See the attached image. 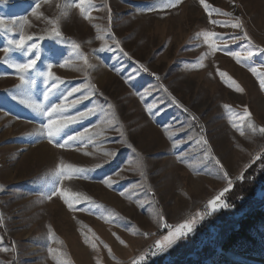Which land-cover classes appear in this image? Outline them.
Listing matches in <instances>:
<instances>
[{"label": "rangeland", "instance_id": "obj_1", "mask_svg": "<svg viewBox=\"0 0 264 264\" xmlns=\"http://www.w3.org/2000/svg\"><path fill=\"white\" fill-rule=\"evenodd\" d=\"M71 2L73 0H51L49 4H44L43 0H5L0 3V19L5 21V27L12 28V38H18L19 25L23 24L21 18L29 21L23 27L25 34L45 36L37 41L41 51L37 69L41 71L46 70L48 63L58 65L65 59L76 60L71 41L79 43L80 51L88 57L92 67L85 69L80 61L65 69L54 68L53 71L65 80L60 89L85 85L90 80L99 91L69 109V114L86 111L93 104L108 112L107 104H113L115 122L122 125L127 142L140 155L138 157L127 147L120 134L113 130H106L103 138L94 139L86 148L82 145L63 150L53 148L44 138L35 135L44 120L12 98L19 81L13 69L0 63V186L4 188L0 191V215L4 219L0 227V247L9 250L0 253V264H56L53 254L48 252L50 247L57 250L61 259L70 258L71 264H97L98 260L100 264H132L141 254L154 250L155 241L168 234L169 229L163 226L164 223L174 230L197 212L209 214L203 219L197 218L193 232L187 237L163 253L148 255L144 264H154L158 260L161 264H179L186 254L180 249H191L190 241L194 244L198 241V248L187 257L197 263L206 261L207 253L203 254L202 248L208 246L215 250L217 241L211 239L212 235L206 241L201 227L214 212L222 209L212 212L207 209V202L229 187L230 179L229 191L222 197V201L228 203L226 198L235 183L245 178L247 170L258 160L255 157L264 154V134L259 132V128L264 127V90L248 70L257 67L264 71V52L254 49L256 54L242 61L241 66L218 51L207 57L204 67L192 68L199 56L209 51L197 33L212 30L229 39L237 32L230 27L210 24L199 0H183L181 5L171 9L162 8L166 0H92L97 9L108 5L110 22L106 9L91 11L93 19L86 20L75 7H66ZM206 2L239 16L254 44L264 47V0ZM37 3L41 4L42 19L32 15ZM64 12L68 15H63ZM213 18L222 22L230 19L215 15ZM49 20L59 21L63 42L48 35L52 27L47 23ZM105 32L110 33L105 35V40L111 51H99L104 41L97 36ZM113 36L132 56L131 60L115 48ZM6 43L7 36L0 35V47ZM226 50L244 52L246 42L229 43ZM3 56L0 52V58ZM10 56L20 62L26 59L19 51L11 52ZM140 64L149 72L142 71ZM217 69L228 73L244 92L229 88L217 75ZM161 84L183 107L172 102ZM44 90L43 78H38L35 98L42 103ZM82 94L75 93L68 99L71 101ZM62 99L57 91L47 103H60ZM225 104L230 105L231 113L224 108ZM149 107H152V113L146 111ZM245 107L252 114L256 131L239 118ZM184 108L189 111L185 112ZM191 114L198 120L193 121ZM109 118H113L110 112L106 117L104 112L98 111L65 131L75 135L89 128L95 132L97 129L93 126ZM233 123L243 128L244 135ZM180 127L189 131L177 132ZM169 135L184 142L173 149ZM201 136L208 140V145L197 143ZM208 147L221 161L223 171L214 160L205 159ZM110 150H115L114 158L104 155ZM177 155H182L184 162L178 161ZM61 160L78 167L94 168L85 173L88 179L65 180L63 187L89 197L100 207H90L85 202L76 207L89 211L73 212L59 197L51 201L44 198L42 194L49 190L46 181L52 180L51 173ZM97 163L102 167L95 168ZM141 171L145 173L143 178ZM224 172L228 179L224 178ZM108 178L114 182L111 189L102 183ZM122 191L123 197L119 195ZM255 193L247 201L250 203L245 204L264 203V186L260 185ZM157 212L164 217L163 221L156 218ZM49 226L55 233L52 239L49 238ZM216 231L213 238L219 233L218 227ZM84 235L97 244L98 253L84 243ZM116 236L124 240L126 246L121 245ZM105 244L112 250L111 256ZM232 256L264 264L262 258ZM206 263L221 264L210 259Z\"/></svg>", "mask_w": 264, "mask_h": 264}, {"label": "snow or ice", "instance_id": "obj_2", "mask_svg": "<svg viewBox=\"0 0 264 264\" xmlns=\"http://www.w3.org/2000/svg\"><path fill=\"white\" fill-rule=\"evenodd\" d=\"M5 2V0H0V3ZM51 0H43L44 4H49ZM183 3V0H166L163 3L162 8L164 9H171L176 8ZM231 3V0H230ZM199 4L202 6L203 10L208 15L209 23L213 26L217 27H230L232 29L237 30L235 34H231L229 39H225L223 35L216 31L206 30L197 33L198 37L203 38L204 44L207 45L209 49L208 52L200 55L197 63L191 65L192 68H202L204 67V61L207 59L209 55H214L215 53L223 52V55L231 57L236 61L237 64H241L243 66L242 61L251 59L252 56L256 54L255 50L260 52H264V47H260L259 45L254 44L252 37L249 35L248 31L245 29L244 23L239 16H235L233 12L228 11L224 12L220 8L213 7L210 3H207L206 0H199ZM239 7V5H236ZM41 7L40 3L36 4L35 9H33L32 15L35 16L37 19H42L43 15L39 12ZM59 7V5H57ZM66 7L71 8L75 7L79 10L80 15L86 20H92L93 17L91 16V11L93 10H107L108 12V20L111 21V9L108 7L107 4H104L103 9H97L96 6L92 3V0H73V2L66 5ZM155 10V9H154ZM63 15H68L67 12H64ZM215 16H226L230 19L228 21H220L218 19L213 18ZM23 20V24L19 25L20 31L18 33V38H12L10 33H12L11 27H5V21L0 19V35L7 36V43L6 46L0 47V52H3L4 56L0 58V63L7 64L9 68L13 69L16 74V79L19 83L15 86V92L13 93L12 98L17 100L20 104L24 105L28 109H30L36 116L41 117L44 122L39 125L35 135L42 137L46 140V142L51 145L53 148L59 149H70L76 145H82L84 148L87 147L88 143H93L94 139L103 138L104 132L106 130H113L120 134L122 138V142L127 145L136 155L139 157V153L137 152L136 148L133 147L131 143L127 142L125 138V134L123 131L122 125H118L115 122V106L111 103L107 104L108 112H105L99 105L93 104V106L88 107L86 111H79L76 114H69V109L74 108L76 105L82 103L84 100L90 99L91 96L95 95L97 91H99L94 83L90 80L85 84L77 87H71L67 90L60 89V85L65 83V80L62 79L59 75H57L53 69L59 67L60 69H65L68 65H78V62L82 61L83 67L85 69L91 68L92 65L89 63V59L87 56L83 55L81 50V45L77 43L75 40L71 41V47L76 53V60L65 59L62 63L58 65H54L53 63H48L46 65V70L41 71L37 69L38 61L41 59V51L40 45L37 42L38 40L45 39L44 35L39 37H35L33 35L25 34L23 31V27L28 25L29 21L27 18H21ZM15 24L16 22H12ZM48 24L52 25V27L48 31V35L50 37L60 38L61 42H63L64 37L59 28V21L58 20H49L47 21ZM99 31V29H98ZM105 35H110L109 32H105L103 35H98L97 39L104 41V46H102L99 51H111L112 49L108 46L107 41L105 40ZM239 41H245L247 50L244 52L240 51H229L226 50L229 43H237ZM112 43L115 45V48L120 51L125 57L129 60L132 59V56L129 55L127 51L124 50L123 47L120 45V41L117 40L114 36L112 37ZM255 49V50H254ZM13 51H19L22 53L26 59L23 62L17 61L16 59L11 58L10 53ZM140 69L144 72H149V69L143 65H139ZM77 71L80 70V67L77 66ZM248 70L251 74L257 78L259 81V86L262 90H264V71L258 69L257 67H249ZM217 75L223 80L225 84L228 85L229 88H233L234 91L243 93L244 89L234 80L228 73L225 71H221L217 69ZM38 78H43V83L45 85V90L43 92V101L44 103L38 101L35 98V88ZM157 80H160L159 76L155 77ZM160 87L163 89L165 93H168L169 97L172 99V102L176 104L178 107H183L174 96L168 91L166 87L162 84ZM86 89V90H85ZM59 91L60 94L63 96V99L60 103H53L48 104L50 96L56 94ZM147 91H151L148 89ZM75 93H83L82 95L71 99L69 101V97H73ZM226 110H229L231 113V107L228 104L224 105ZM104 112L105 116L111 113L113 118L109 119H102L101 124H96L93 126L94 129L97 131H93V129L85 128L83 131L76 132L75 135L66 133V129L70 125H74L79 123L82 120L88 119L91 116L97 114V112ZM147 112L152 113V107L146 109ZM185 112L189 110L184 108ZM235 115V114H233ZM252 114L251 112L245 107L241 114H239V118L245 122H247L248 126L252 128L253 131H256L255 125L252 123L251 120ZM191 118L193 121H197L198 117L195 114H191ZM103 125V127H102ZM233 126L240 131L241 135H244L243 128L241 126L236 125L233 123ZM177 132H188L189 129L184 127H180L176 129ZM259 132L264 134V127L259 128ZM167 134V130H166ZM32 135V134H30ZM191 139L192 137H188ZM168 139L172 141V148L177 149L179 148L180 144L183 143V140H178L172 135L168 136ZM203 143L204 145H208V140L205 139L203 136L197 140V143ZM85 155H89V153L85 152ZM107 157L114 158L116 155L115 150L106 151L104 153ZM184 155H187L186 153ZM256 159H260V156L255 157ZM176 159L180 162H184L182 155H177ZM205 159H211L215 161V164L219 166L220 170L223 171V165L221 161L217 159L215 156L212 155V149L208 147L205 150ZM107 162V161H105ZM102 167V164L97 163L95 168ZM94 168H83L78 167L73 164H66L63 160L59 161L58 166L54 169V172L51 173L52 180L46 181L48 185V191L46 194H42L45 199L51 201L54 197H59L63 200L64 204L67 205L69 211H89L88 208L77 209L78 204H83L87 202V204L91 206L100 207L99 205H94V202L87 196H83L78 192H69L65 187H63V182L65 180H73V179H88L85 173L89 171H93ZM122 169L121 171H123ZM117 176H120V172L116 173ZM140 176L143 178L145 177V173L143 171L140 172ZM224 178L228 179V174L224 172ZM241 178H243L241 176ZM104 185H106L109 189H111L112 184L114 183L111 178H108L102 181ZM231 180H228L229 187L223 189V191L219 192L216 196L210 199L207 202V209H210L212 212L216 211L218 208H227L229 207L228 204L222 201V197L226 192L229 191L231 186ZM3 186H0V191H3ZM120 196H124L125 193L122 191L119 193ZM209 213L197 212L195 216L185 220L183 223H180L178 226L175 227L173 230L168 224L164 223L163 226L168 228V234L163 236L162 239H158L155 241L154 250L150 249L148 252L141 254L138 259L132 261V264H144L146 257L148 255L155 256L158 253H163L167 251L172 245H174L178 240L181 238L187 237L188 234L192 233L194 230V225L197 222V218L203 219L204 216ZM156 218L160 221L164 220V217L157 212ZM105 220L108 217H104ZM4 224L3 216L0 215V227ZM49 231V238L52 239L55 237V233L52 232L51 226L48 227ZM90 231V230H89ZM115 236L116 234L113 233ZM147 233H144V236L147 237ZM116 239L119 241L121 245L126 246L125 241L120 239L119 236H116ZM84 243L89 245L94 252H99V248L95 242H92L87 235H84ZM104 247L108 250L109 256L112 255V250L108 247V245H104ZM9 250L8 248L0 247V253H7ZM12 252H16L15 246L12 247ZM49 253L53 254V259L56 261V264H71L70 258L69 259H61L55 248H49ZM97 264H100L99 260Z\"/></svg>", "mask_w": 264, "mask_h": 264}, {"label": "trees", "instance_id": "obj_3", "mask_svg": "<svg viewBox=\"0 0 264 264\" xmlns=\"http://www.w3.org/2000/svg\"><path fill=\"white\" fill-rule=\"evenodd\" d=\"M260 185L264 186V154L247 170L245 178L235 183L226 198L229 207L214 212L201 227V234L206 241L212 235L211 239L217 241L215 243L218 248L216 251L217 248L211 250L204 246L203 254L207 253L205 259L208 257L207 260L221 264H257L234 259V254L264 259V203L245 204L250 203L247 201L254 197ZM216 227L219 228V233L213 238L217 232ZM190 242L193 245L191 249L187 247L183 250L181 247L182 253L186 254L179 264H209L206 263L207 260L197 263L193 258L187 257L188 253L196 249L198 241L195 244ZM154 264H161V261H155Z\"/></svg>", "mask_w": 264, "mask_h": 264}]
</instances>
